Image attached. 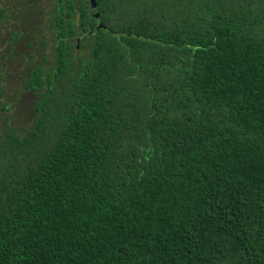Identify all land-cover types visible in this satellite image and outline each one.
Instances as JSON below:
<instances>
[{
	"label": "trees",
	"instance_id": "trees-1",
	"mask_svg": "<svg viewBox=\"0 0 264 264\" xmlns=\"http://www.w3.org/2000/svg\"><path fill=\"white\" fill-rule=\"evenodd\" d=\"M96 2L0 135V264H264V0Z\"/></svg>",
	"mask_w": 264,
	"mask_h": 264
},
{
	"label": "rangeland",
	"instance_id": "rangeland-1",
	"mask_svg": "<svg viewBox=\"0 0 264 264\" xmlns=\"http://www.w3.org/2000/svg\"><path fill=\"white\" fill-rule=\"evenodd\" d=\"M8 17L0 24V135L5 122L20 132L34 118L35 95L22 87L34 62L54 60L51 33L46 29L52 0H3ZM86 52V49L83 50Z\"/></svg>",
	"mask_w": 264,
	"mask_h": 264
},
{
	"label": "water",
	"instance_id": "water-1",
	"mask_svg": "<svg viewBox=\"0 0 264 264\" xmlns=\"http://www.w3.org/2000/svg\"><path fill=\"white\" fill-rule=\"evenodd\" d=\"M88 2H89V4H90V6H91L92 9H94V8L97 7V2H96V0H88ZM92 16L95 17V18H98V17H99V13H98V12H93V13H92ZM101 26H102L101 24H98V25H97V27H101ZM78 40H79V39L77 38V41H78ZM77 47H78V44H77Z\"/></svg>",
	"mask_w": 264,
	"mask_h": 264
}]
</instances>
